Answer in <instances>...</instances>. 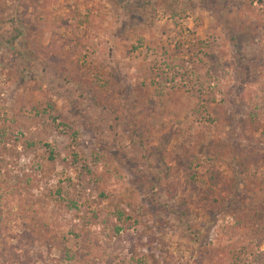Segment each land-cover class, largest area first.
<instances>
[{
    "label": "rangeland",
    "instance_id": "obj_1",
    "mask_svg": "<svg viewBox=\"0 0 264 264\" xmlns=\"http://www.w3.org/2000/svg\"><path fill=\"white\" fill-rule=\"evenodd\" d=\"M256 1L0 0V264H264Z\"/></svg>",
    "mask_w": 264,
    "mask_h": 264
},
{
    "label": "trees",
    "instance_id": "obj_2",
    "mask_svg": "<svg viewBox=\"0 0 264 264\" xmlns=\"http://www.w3.org/2000/svg\"><path fill=\"white\" fill-rule=\"evenodd\" d=\"M259 5H262V4H264V1H262V0H257L256 1ZM18 35H20V33L19 32H15V34H14V36H13V39H11V40H14V38H16L15 36H18ZM12 43V42H11Z\"/></svg>",
    "mask_w": 264,
    "mask_h": 264
}]
</instances>
